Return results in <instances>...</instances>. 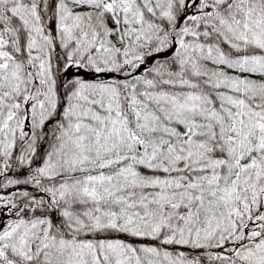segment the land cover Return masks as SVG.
<instances>
[{"label":"snow or ice","instance_id":"1","mask_svg":"<svg viewBox=\"0 0 264 264\" xmlns=\"http://www.w3.org/2000/svg\"><path fill=\"white\" fill-rule=\"evenodd\" d=\"M0 264H264V0H0Z\"/></svg>","mask_w":264,"mask_h":264}]
</instances>
